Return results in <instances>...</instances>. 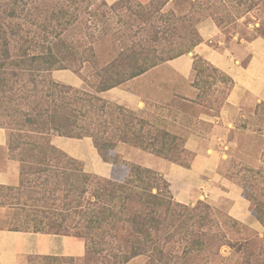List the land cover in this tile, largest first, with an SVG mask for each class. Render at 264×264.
<instances>
[{"label": "trees", "instance_id": "16d2710c", "mask_svg": "<svg viewBox=\"0 0 264 264\" xmlns=\"http://www.w3.org/2000/svg\"><path fill=\"white\" fill-rule=\"evenodd\" d=\"M167 1L159 5L163 7ZM127 2L118 0L108 9L129 7ZM18 4L13 2L0 15V126L9 129V150L20 163L21 184L17 190L23 192V200L17 203L27 210L23 223L31 224L32 231L72 235L85 244L84 255L78 259H40H62L69 264H129L135 258H142L144 264H220L224 257L219 249L226 244L233 252L226 257L231 264H264V235L232 243L221 233L216 234V228H221L212 215L213 209L202 201L193 207L174 201L168 182L155 170L129 164L119 180L91 175L79 160L51 143L53 134L90 137L101 159L114 167L126 164L114 151L117 142L178 162L179 155L186 153L184 138L154 123L157 120L165 124L166 113L175 118L177 111L161 105L158 108L164 112L153 114V122L96 93L191 52L201 42L192 24L178 17L171 21L172 25L160 29L161 15L159 20H151V13L145 16L143 11L136 12L133 18L123 14L112 34L97 40L93 37L94 44H81L76 56L75 49L68 48L74 40L66 32L23 35L18 20L24 19L23 9L19 10ZM62 5L50 10L49 15L43 4L38 8L44 9L51 25L50 19L58 20L57 27L62 20L69 22L72 15ZM136 5L148 10L141 2ZM71 59L76 60L77 67L69 64ZM85 68L91 69L89 73L95 78V94L50 76L54 69H71L79 74ZM207 69L215 75L213 80L219 79L230 87L233 84L228 75L195 56L191 86L197 92L194 98L180 99L187 108L202 104V97L208 98L213 82L208 76L197 80ZM86 77L89 79L88 73L83 76L85 80ZM253 205L264 227V208Z\"/></svg>", "mask_w": 264, "mask_h": 264}, {"label": "rangeland", "instance_id": "374dc122", "mask_svg": "<svg viewBox=\"0 0 264 264\" xmlns=\"http://www.w3.org/2000/svg\"><path fill=\"white\" fill-rule=\"evenodd\" d=\"M24 1L0 0V15L5 14L6 9L8 10L13 2L19 3L18 8L19 10L23 9L21 15L24 16V19H17L21 22L23 35L29 32H66L74 40L68 48L75 49L76 56L82 49L81 44L87 46L91 41L93 42L91 40L93 37L94 40H97L107 33L108 35L112 34L118 27V21L121 19L120 17H123V14L133 18L136 12L140 11H143L145 16L151 13V20H159L161 15L165 21H158L160 29L169 24L172 25L171 21H175L178 17L182 20L186 19V22L192 24L193 29L197 32L202 23L214 24L219 30L218 38L227 46L231 42L250 40L255 37L264 39V0H168L163 7L159 5L163 0H128L129 7L123 6L115 10L108 9L111 4H107L103 0H33V3L36 4L34 8L31 0H28L29 3ZM61 2L66 3L62 5ZM103 2L107 5H104ZM138 2H141L148 10L145 12L140 6L138 7L136 5ZM42 4L47 15L50 10H56L60 5L67 8L72 13L68 18L70 21L62 20L61 26L54 27L58 20L50 19V22L54 24L51 25L49 16L43 12L44 9L38 8ZM156 6H159L157 11H155ZM180 24L179 21L177 26ZM210 44L217 46V39H214ZM73 45L75 47L71 48ZM218 46L221 49L222 46ZM195 56L200 55H194L193 58ZM245 60H247V56L243 62ZM69 64L72 67H77L75 59H71ZM89 70L91 71V69L85 68L77 74L71 69H54L50 72V76L55 81L72 88L95 94V78H92L93 75H90ZM87 73L89 79L86 77L85 80L83 76ZM206 76L213 83L210 86L208 98L202 97L200 100L202 104L197 107L187 108L181 101L184 97L194 98L197 92L191 86L192 71L190 70V74L185 78L165 64L138 78L96 94L108 102L140 112L151 121L155 119L153 114H163L164 111L158 108L161 105H169L177 111L178 114L175 118L170 112L166 113L165 124L157 120L153 122L157 125H164L168 130L184 138L186 153L179 155L178 162L188 163L190 166L195 156L199 154L207 156L208 159L213 155L217 159L219 158L215 179L206 178L207 180H203V185L197 188V193L201 192L202 194L201 197L188 204H181L190 207L199 201L208 204L213 209L212 215L216 219L215 222L217 221L222 229L217 227L215 233H221L232 243L240 241L243 243L245 238H261L264 235V227L255 215L253 203L264 208V106L262 105L264 101H257L253 95L244 92L239 103L234 104L229 98L233 84L230 87L228 83H222L219 79L213 80L212 77L215 75L208 69L200 73L197 80ZM258 105L260 106L257 109ZM4 128L7 129L5 126ZM114 151L126 164L121 163L124 165L118 164L117 167H114L112 163L104 162L97 152L98 155H94L91 162L87 160L86 166L83 161H80L83 169L91 175L119 180L125 175L126 166L138 164L155 170L165 178L159 170L146 165H153L154 158L173 163L124 142H117ZM9 153L12 157V151ZM178 162L175 164L179 165ZM165 180L167 181L166 178ZM212 183L216 189L218 188L216 199L210 197L209 190ZM168 185L173 197L174 191L169 182ZM194 190H196L195 187ZM248 196L251 198L249 199ZM174 201L176 200L174 199ZM0 215L2 216L1 220L10 216L9 212H1ZM3 225V222L0 221V226L3 227ZM219 251L224 257L220 264H231L232 261L226 258L233 253L231 248L224 244ZM56 257L58 258V256ZM236 257L238 255L234 257V260ZM27 264H69V262L62 259L48 261L33 257L30 262L27 261ZM129 264H144V261L142 258H135Z\"/></svg>", "mask_w": 264, "mask_h": 264}, {"label": "crops", "instance_id": "0c3cea01", "mask_svg": "<svg viewBox=\"0 0 264 264\" xmlns=\"http://www.w3.org/2000/svg\"><path fill=\"white\" fill-rule=\"evenodd\" d=\"M103 1L112 4L117 0ZM198 32L203 40L194 47L193 51L168 60L165 65H169L178 74L187 78L193 56L200 55L232 78L233 88L229 94L232 103L238 104L244 92L253 95L257 101H264V39L255 37L250 40L231 42L227 46L218 38L219 30L214 24L202 23ZM214 39H217V46L210 44ZM218 45L222 46L221 49ZM246 56L247 60L243 62ZM8 132L9 130L0 126V213L9 212L10 214L4 220H1L0 215V221L4 224L3 227L0 226V264H27V261L30 262L33 257L41 256L77 259L82 257L85 244L81 238L32 231L31 224L23 223L26 222L27 210L20 208L17 203L18 199L19 202L23 200V192L17 190L21 184L20 163L9 153ZM51 143L71 157L83 161L85 166L87 160L91 162L94 155H98L90 137L69 138L53 135ZM202 155L195 156L188 168L168 163L160 158H154L153 165L146 166L163 173L174 191V199L188 204L201 197L202 194L197 193V188L203 185V180L215 179L214 176L217 174L219 158L213 155L208 159L207 156ZM99 160L101 161L100 158ZM217 189L212 183L209 190L212 199H216ZM26 227L29 229H24Z\"/></svg>", "mask_w": 264, "mask_h": 264}]
</instances>
